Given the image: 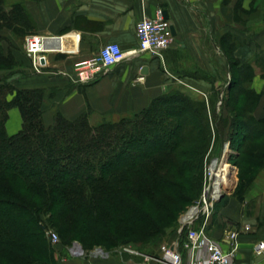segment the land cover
Returning <instances> with one entry per match:
<instances>
[{
	"label": "trees",
	"instance_id": "obj_1",
	"mask_svg": "<svg viewBox=\"0 0 264 264\" xmlns=\"http://www.w3.org/2000/svg\"><path fill=\"white\" fill-rule=\"evenodd\" d=\"M27 23L32 22L24 4L6 7L0 0V31L21 32ZM17 65L11 54H0V72ZM230 66L235 70L216 118L222 125L217 135L224 136L226 120L238 146L244 140L255 144L247 153L255 172L264 165V119L254 118L255 105L245 108L258 100L249 88L252 66L233 61ZM11 74L0 77V264L51 260L41 214L83 246H155L191 200L192 184L199 179L192 172L211 141L205 104L168 92L119 120L103 117L92 124L83 112L74 120L57 114L46 125L43 90L17 89L8 81ZM217 94L209 105L211 117ZM11 107L19 110L22 129L9 136L5 122ZM249 185L238 189L239 201Z\"/></svg>",
	"mask_w": 264,
	"mask_h": 264
},
{
	"label": "crops",
	"instance_id": "obj_2",
	"mask_svg": "<svg viewBox=\"0 0 264 264\" xmlns=\"http://www.w3.org/2000/svg\"><path fill=\"white\" fill-rule=\"evenodd\" d=\"M263 0H33L34 30L46 37V66L43 73H32L21 45L5 42L8 31L0 32V54H11L19 71L8 81L17 89H40L46 125L60 114L74 120L83 112L112 120L137 114L153 100L166 95L174 84L206 98L227 92L233 67L230 61L252 66L249 88L258 96L253 108L256 120L264 119V18L256 23L238 20ZM163 9L175 35L161 58L133 53L138 48L135 26L143 17H153ZM107 43H116L127 54L107 75L87 84H74V63L92 57ZM146 67V72L142 70ZM66 73V75L60 74ZM143 81H137L138 77ZM13 96H9L11 100ZM99 120V119H98ZM97 122V121H95ZM94 122V123H95ZM22 129L17 108L8 110L5 130L9 136ZM237 232L234 240L227 234ZM208 237L220 243L225 252L233 251L240 264H264L255 247L264 242V168L256 171L243 201L229 197L227 203L207 222ZM130 254L122 257L89 254L69 257L64 264H141Z\"/></svg>",
	"mask_w": 264,
	"mask_h": 264
},
{
	"label": "rangeland",
	"instance_id": "obj_3",
	"mask_svg": "<svg viewBox=\"0 0 264 264\" xmlns=\"http://www.w3.org/2000/svg\"><path fill=\"white\" fill-rule=\"evenodd\" d=\"M13 2H19L26 6V5L31 4L33 0H6V7H10ZM26 13L28 15L29 22L31 20L32 23H27L26 25H24V28L21 30V32H18V31L13 32L12 30L8 28L1 29V31H5V33L8 31V37H9V40L7 39L6 41H2V42L9 44L12 48H14L15 45H19V46L21 45V51L23 53V56L29 61L31 71L32 73H34L31 67V60L24 53V43H25L26 37L32 36V35H41V34L33 33L34 25H33L32 13L31 11H28V10H26ZM263 18H264V0L261 2L259 7L255 9L252 8L251 11L247 15H244V16H242L241 14L238 15L239 21H243V22L249 21L251 23L259 22ZM20 64L21 63L18 62V65L12 71L4 70L3 72H0V77L6 76L7 74H10L11 72H13V74L18 72L20 69L19 67H21ZM169 92L172 94L181 95L189 99L193 103L198 102V103L205 104L208 120L211 125L210 127L211 141L209 142L207 149L204 153V156L202 157L201 164L199 165V167H196L194 171L192 172V175L195 173L199 174V179H197L192 184L194 188V192L192 193V196H190L191 200L187 203V205L184 206L182 210L179 211L175 221L166 230L165 234L161 237L160 241L155 246H151V247L149 246L146 248H138L135 245H132L130 243L120 244V245H117L114 247H108V248H106L105 246H97V245H89V244H86L85 246H83V244H81L80 242L70 241L68 239V236L61 235L58 232L57 228L51 226L49 220L47 219L48 216L47 215L44 216L43 214H41L40 222L44 224L45 226L44 236L47 237L48 233L52 235H56L57 242L52 243L49 241L48 243V247L51 252V257H52L51 260L47 261L46 263L39 260L40 263H32V264H64L65 260H67V258L69 257L82 258L91 253L99 254V255L102 253L101 255L107 254L111 256L122 257L123 254H129L128 252L125 251L126 249L134 250L139 253L140 251L147 252V253L156 252L160 248V246H162L164 243L168 242L170 239L175 237V235L179 232L180 228L183 227V224L187 216H189L192 212L197 211V209L203 206L206 193L210 190V187L212 184V176L210 174V171L212 169V165L214 161L218 160L220 163L224 159L223 160L224 164H229L230 167H229L228 174L230 176V182L226 186H224V188L222 189L221 193L223 196L219 197L218 200H214V198H212L209 201V203L207 204L208 214L202 215V213H198V220L194 222L195 226H200V224H203L206 219H207V222H210L211 219L213 218V214L215 213V211H217L221 206L226 204L229 197L233 196L237 198V196H239L240 194L238 189L243 187L245 184L246 186L249 185L248 183L249 177L250 178L252 177L254 179L256 171L253 172L252 169H251L252 171L250 170L249 164L247 162V157H248L247 153L248 151L253 150L255 144L248 143L244 140V142H242V144L238 146L239 144L238 139L231 140L230 138L229 126L231 122H227L226 124V120L222 121L223 122L222 124H225V129H222L223 131L225 130L224 136L221 139V137H218L217 135V129L220 128L221 124L218 120H216V118L217 119L219 118L220 104H221V100L225 92H223L222 94H219V96L218 94L216 95L217 103H215L216 104L215 113H214L215 118H214V115L213 117H211L212 116L210 114L211 109L209 108V105L212 104L211 103L212 100H214V95L206 98L202 95H198L197 93L181 86V84L179 83L174 84V86H172V89ZM235 96L236 94L233 95V99L230 103L231 104L230 106L232 109H234ZM254 105L255 103H252L251 105L249 103L245 105V108L248 110H251V108ZM225 116L226 117L228 116L227 112ZM89 119L92 124H96L102 118L93 116L92 120L94 121H91V117L89 116ZM107 119H110V118L107 117ZM261 168H264V165H262ZM251 183L248 186V188L251 186ZM248 188H246V190ZM75 246H78L80 251H78V249H76ZM135 257L142 259L141 256H135Z\"/></svg>",
	"mask_w": 264,
	"mask_h": 264
},
{
	"label": "built area",
	"instance_id": "obj_4",
	"mask_svg": "<svg viewBox=\"0 0 264 264\" xmlns=\"http://www.w3.org/2000/svg\"><path fill=\"white\" fill-rule=\"evenodd\" d=\"M135 34L138 39V48L133 53H148L158 58H161L162 53L170 47L173 41L170 24L165 19L161 8L155 11L153 17L143 16L135 26ZM45 41L46 37L42 35H32L25 39L24 53L31 60L32 70L36 74L43 73L46 65L44 55L52 51L46 49ZM127 54L131 53H125L118 44L107 43L97 54L74 63L72 75L68 76L69 80L79 85L91 84L124 61ZM60 74L66 75L64 72ZM143 79L140 76L137 81H143ZM218 162V160L214 161V163ZM211 191L212 184L206 193L203 206L187 216L183 227L175 237L160 246L155 254H140L130 249L125 251L130 255L141 256V264H240L234 260L233 251L225 252L219 242L208 237L206 234L207 219L200 226L194 225V222L198 220V213L208 214L209 201L212 198L218 200L219 195L213 197ZM237 234V232H229L227 238L230 241L234 240ZM47 238L52 243L57 242L56 235L48 233ZM75 248L80 251L78 246ZM263 250L264 242H259L255 247V254L259 256Z\"/></svg>",
	"mask_w": 264,
	"mask_h": 264
},
{
	"label": "bare ground",
	"instance_id": "obj_5",
	"mask_svg": "<svg viewBox=\"0 0 264 264\" xmlns=\"http://www.w3.org/2000/svg\"><path fill=\"white\" fill-rule=\"evenodd\" d=\"M228 148V147H227ZM226 151V150H225ZM224 160V159H223ZM213 163L211 169L212 176V193L211 196L217 197L221 194L222 189L230 182L229 164H224V161Z\"/></svg>",
	"mask_w": 264,
	"mask_h": 264
},
{
	"label": "water",
	"instance_id": "obj_6",
	"mask_svg": "<svg viewBox=\"0 0 264 264\" xmlns=\"http://www.w3.org/2000/svg\"><path fill=\"white\" fill-rule=\"evenodd\" d=\"M165 16V19L167 18L166 14H164ZM170 30H171V34L172 36L175 35V31L173 29V27H170ZM146 72V67H144V69L142 70V73H145ZM223 196L222 193L219 195V197ZM263 257V255H260V257L258 258V260H260L261 258Z\"/></svg>",
	"mask_w": 264,
	"mask_h": 264
}]
</instances>
